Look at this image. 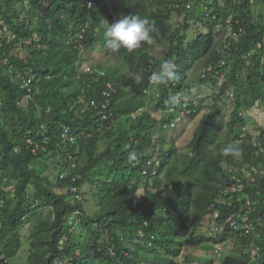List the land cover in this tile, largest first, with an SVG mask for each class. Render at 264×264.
I'll return each mask as SVG.
<instances>
[{"label":"trees","instance_id":"16d2710c","mask_svg":"<svg viewBox=\"0 0 264 264\" xmlns=\"http://www.w3.org/2000/svg\"><path fill=\"white\" fill-rule=\"evenodd\" d=\"M192 1L194 8L182 14L185 2L179 0H0V264H20V256L21 264H255L241 249L244 237L236 254L216 260V243L225 239L210 231L214 221L221 223L214 210L223 212L221 219L232 211L221 203L224 165L260 166L249 191L264 212V155L256 158L240 138L244 126L248 140L264 138V116L257 124L245 114L264 109V51L255 49L264 24L252 19L250 0L218 4L219 17L239 20L244 29L239 41L219 51L216 23ZM175 13L183 16L179 26L172 23ZM121 15L147 18L153 43L131 53L120 50L128 72L115 63L90 64L85 55L106 47L107 22ZM205 19L208 31L190 38L193 23ZM164 42L160 57L154 56L155 44ZM222 58L228 78L181 149L163 117L165 102L194 88L188 78L198 61L207 66ZM164 60H174L179 79L153 86L149 77ZM85 65L105 74L86 72ZM200 81L216 87L210 79ZM108 83L117 91L104 119L83 99L100 103ZM227 91L235 97L224 121L217 101ZM200 106H191L185 121ZM62 124L72 128L75 142L63 139ZM46 134L52 137L49 151L34 153L29 138ZM230 143L242 148L239 158L222 155ZM130 152L137 156L133 162ZM48 159L61 168L57 175ZM72 185L81 191L86 186L96 209L87 212L85 197L74 202ZM76 210L82 214L72 218Z\"/></svg>","mask_w":264,"mask_h":264},{"label":"clouds","instance_id":"9594fccd","mask_svg":"<svg viewBox=\"0 0 264 264\" xmlns=\"http://www.w3.org/2000/svg\"><path fill=\"white\" fill-rule=\"evenodd\" d=\"M152 31H153V26L151 25L150 21L147 18H142L138 15H121L119 18L113 20V22L111 23L107 22V27L103 33V37L105 41V46L108 49H110L112 52H119L121 49H124L128 51L129 53H131L137 49L142 48L146 44L151 45L153 43V39L151 36ZM156 45L157 44H155V46ZM227 78H228V73H227ZM177 79H179V76L176 71V63L174 62V60L162 61L159 65V69L157 71L152 72V74L149 77L150 83L156 87L167 85L170 81H176ZM210 80H212V82L216 85V87L214 85L213 86L209 85L212 88L211 94L214 95L213 99H215V96L219 94L220 89L226 80L223 82L221 86H219L216 83L217 82L216 80H213V79H210ZM183 90H190L192 94H195L197 92L200 95V97L196 101H194L191 106H193L195 103L199 104V102H201L200 99L202 97H201L200 92L197 89L185 88ZM183 90H180V91H183ZM229 92H234V91H227L223 95V97L227 96L229 99H233L235 97V93L233 97H230L228 95ZM188 99H189V96L187 94L177 93L169 97L165 103L169 105L172 109H175L176 107L180 106L184 101ZM192 112L188 115V117L192 114ZM245 114L247 117H249V121L251 117H254L256 119L254 121L255 123L262 124V118L264 116L263 108H258L253 111L250 110L246 112ZM257 114H259L258 117H257ZM186 117L178 124V126L187 119ZM244 129L247 132L248 127L244 126L241 130V133L243 132ZM241 141L244 142L246 140H243L241 138ZM242 151L243 150L239 145L230 143V144H227L222 149V155L225 157L231 156L233 158H239L242 155ZM253 154L256 158H260L264 155V153L261 155H256L254 152ZM136 158L137 156L135 152H130L128 154L129 162L135 161ZM151 161L153 162V164L149 166L150 167L156 166L157 163L153 160ZM224 168L226 171L225 176H224V184L220 186L221 188L220 190L224 194L223 197L221 198V203L224 204L225 208L231 209L232 211H228L229 214H227V217L224 219H221L223 212H220L219 210H216V211L214 210L213 217L215 213L219 211L220 216L218 218L221 221L220 224L227 223L228 221L227 229H230L231 232L228 237H226L227 229L221 232L219 235L217 234V236L214 235V237L217 239L219 238L223 239V236L225 239L224 242H221L224 244V252H223L224 255L222 257H218L214 253V257L216 258V260L225 258L227 255L229 256V255L236 254L235 253L236 250L238 251L237 241L242 240L243 237H244V244H243V247H241V249H245L246 245L251 244L252 242V237L249 234H245L246 233L245 230H239V231L233 230L230 225V220L237 218L238 220H240V222H243V216L248 215L251 220L261 217L262 221H264V212H261L258 209L253 199L252 193L249 191V187L258 182V179L260 177V166L243 165L239 167V166H233V165H224ZM145 170H148V173H149L148 168H146ZM248 200L250 201V204L253 209L251 214L247 212ZM257 226L258 228H261L264 233V225L260 226L257 224ZM235 237H239V239L235 240ZM255 243H257L258 245H261L262 251H264V239H256ZM217 244H220V243H216V247H217Z\"/></svg>","mask_w":264,"mask_h":264},{"label":"built area","instance_id":"2783aa9c","mask_svg":"<svg viewBox=\"0 0 264 264\" xmlns=\"http://www.w3.org/2000/svg\"><path fill=\"white\" fill-rule=\"evenodd\" d=\"M180 2H185L186 0H179ZM28 2V0H27ZM225 0H198V9L199 13L201 15H204L207 19L212 20L214 23H216V31L220 33V37L222 38V42L219 45V51H223V49H228L231 47L232 41H239L241 37L244 35V29L238 28L239 20L234 21L232 17H228L226 19L219 17L217 15V5L223 4ZM252 5V12L251 16L254 21H260L264 24V0H250ZM195 1H186L183 6L180 5V3H177L175 7L182 8V14H185L186 10H191L194 8ZM80 37H83V34L80 35ZM255 49L257 51H264V33L261 35V38L256 42ZM228 66L227 61L222 58L218 63L210 62L202 71V78L204 79H213L216 80L217 84L221 86L223 82L227 78L228 73ZM85 71L91 72V73H97L99 76L104 75L105 71L103 69L99 68H93L91 65H85ZM31 81H28L26 85H28ZM116 89L111 83H108L107 88L103 90V101L98 103V100L92 99L90 101H86L83 99V101L86 104V108L89 107H95L98 108L100 113H103L102 117L104 119H108L110 117L109 109L111 107L112 97L114 93H116ZM177 93H183L187 94L189 96V99L184 101L180 106L176 107L175 109H172L170 106L165 110L164 117L165 119L169 120L170 126L174 129L178 126V124L191 112V105L194 101H196L200 95L196 92L195 94H192L190 90H183L179 91ZM175 93V94H177ZM174 94V95H175ZM228 95L230 97L234 96V92H229ZM259 114H257V117ZM168 127V125H166ZM61 136L66 141L75 142V136L73 135L72 128L66 124L61 125ZM240 137L243 140L248 141V143L252 146L253 152L256 155H261L264 153V138H261L259 136H256L252 140H248L247 138V132L244 129L241 133ZM52 140L51 135L46 134L42 139L34 140L33 138H29V144L33 147L34 153H40V152H48L50 149V142ZM57 158L59 160H62V154L59 153ZM153 162L151 160L148 161V165H152ZM75 163L73 164V167H75ZM148 170H144V174H147ZM66 174V171H63L61 173V178H64ZM71 194L73 195V201L74 202H81L84 201V194L82 193L80 187L78 185H72L69 189ZM252 206L250 204V201L248 200L247 205V212L252 213ZM82 214L81 210H76L74 212V215L72 218H74L77 215ZM241 215V214H240ZM220 216L219 211H217L214 215V218H218ZM228 223V221H227ZM227 223L223 224H217L214 223L211 225L212 230L210 233L212 235H219L221 232L225 231L228 228ZM258 225L263 226L264 221H262V218H256L251 220L248 215L243 216V222H240L237 218L230 220V225L233 230L239 231V230H245V234H249L252 237L251 244H247L246 248L244 249V252L248 253L251 257L252 262L254 261L255 264H259V262L263 261L264 263V251H262V246L255 243L256 239H264V233L261 228H258ZM239 237H235V240H238ZM224 244L220 243L217 244L215 254L218 257H222L224 255Z\"/></svg>","mask_w":264,"mask_h":264},{"label":"rangeland","instance_id":"374dc122","mask_svg":"<svg viewBox=\"0 0 264 264\" xmlns=\"http://www.w3.org/2000/svg\"><path fill=\"white\" fill-rule=\"evenodd\" d=\"M111 10H115L116 14H118L119 10L117 7H110ZM172 23H175L179 26V24H182L181 22L183 21V16L181 17L178 13L173 14L172 17ZM205 20L200 21L199 23L195 22L193 23L189 34H190V38L195 37L196 34L198 33H206L209 29L208 27V23ZM209 20V19H208ZM157 44V43H156ZM166 48V44L161 43V44H157L156 46L153 47L152 49V54L156 57H160V54L164 51V49ZM86 59H89V63H98L100 61L102 62H108L111 64H117L124 72H128V65L125 62V60L123 59L120 51L119 52H112L111 50H107V48H103L101 45H98L93 51H89L86 55H85ZM205 67V62L204 61H198L194 68L193 71L190 75V77L188 78V83H190L191 85L194 86L195 89H197L200 94H201V102H199L198 105L200 106V111L197 114V116L194 119H188L187 121L182 122L179 126H177L175 129H173L172 131H170L178 140V143L180 145L181 149H186L188 143L190 142V140L193 138L194 136V131L195 128L198 126V124L200 123L202 117L204 116L205 113L209 112L212 109V106L215 105L214 103L216 102L215 99H213V96L211 94L212 92V88L207 84V83H203L200 81V77H201V72ZM227 97V96H226ZM220 98L217 102L220 104V106L222 107V112L224 114V121H228L231 112L233 110V100L229 99L228 97L226 98ZM126 118L122 117L118 123H122L124 124L123 121H125ZM168 128V127H167ZM46 162L48 164H50V166H52V170L51 171L53 173V175H57L59 173V171L61 170V168L59 166L55 167L54 164L52 163L51 159L46 160ZM45 165V164H44ZM47 165V164H46ZM82 192L84 193V197H85V205L87 208V212H91L94 209H96L94 202L92 201V196L90 193L87 192L86 186L82 187ZM88 193V194H87ZM23 255V253H21ZM200 254V252L198 253ZM23 256H20L15 263H22L23 261Z\"/></svg>","mask_w":264,"mask_h":264},{"label":"crops","instance_id":"0c3cea01","mask_svg":"<svg viewBox=\"0 0 264 264\" xmlns=\"http://www.w3.org/2000/svg\"><path fill=\"white\" fill-rule=\"evenodd\" d=\"M256 119L254 117H251L250 121L254 122Z\"/></svg>","mask_w":264,"mask_h":264}]
</instances>
